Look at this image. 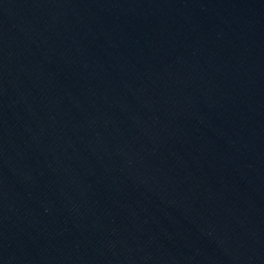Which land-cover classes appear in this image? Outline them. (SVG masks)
Masks as SVG:
<instances>
[{
    "label": "water",
    "instance_id": "obj_1",
    "mask_svg": "<svg viewBox=\"0 0 264 264\" xmlns=\"http://www.w3.org/2000/svg\"><path fill=\"white\" fill-rule=\"evenodd\" d=\"M0 264H264V0H0Z\"/></svg>",
    "mask_w": 264,
    "mask_h": 264
}]
</instances>
